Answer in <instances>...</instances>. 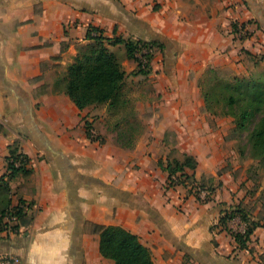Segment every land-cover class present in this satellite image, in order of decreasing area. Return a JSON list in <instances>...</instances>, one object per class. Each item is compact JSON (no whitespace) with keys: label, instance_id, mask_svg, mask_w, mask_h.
Instances as JSON below:
<instances>
[{"label":"crops","instance_id":"crops-1","mask_svg":"<svg viewBox=\"0 0 264 264\" xmlns=\"http://www.w3.org/2000/svg\"><path fill=\"white\" fill-rule=\"evenodd\" d=\"M249 15L264 31V0H0V211L20 199L30 205L20 231L0 238V257L115 264L101 254L94 225H116L140 238L154 264H264L262 218L247 213L259 224L249 250L212 229L248 199L235 120L208 110L201 89L211 70L231 79L251 73L258 44L233 28ZM91 28L100 30L92 36L159 46L147 74L154 92L137 107L144 131L134 148L117 142L107 105L80 110L55 88L78 47L93 42ZM10 146L29 158L27 174L9 176ZM185 156L197 161L187 172L208 200L165 194L168 173L159 163ZM180 196L184 211L175 205Z\"/></svg>","mask_w":264,"mask_h":264},{"label":"trees","instance_id":"trees-1","mask_svg":"<svg viewBox=\"0 0 264 264\" xmlns=\"http://www.w3.org/2000/svg\"><path fill=\"white\" fill-rule=\"evenodd\" d=\"M94 31L100 30L95 28L89 30L87 37L93 41L92 44H89L85 50L78 52L74 61L68 66L66 75L56 79L55 88L59 92L65 93L80 110L93 105H107L113 119L112 130L116 132L117 142L122 147L131 149L134 148L137 139L143 133L144 127L136 118V110L134 108L129 110L130 102L124 94L126 72L117 56L109 50L106 44L111 46L124 44L127 55L138 62L139 71L148 72L149 70L144 71L140 68L141 64L135 56L139 45L142 44H140L141 41L134 43L120 36L113 38H105L102 34L92 36L91 33ZM151 44L155 46L154 42ZM209 74L211 75L210 78H205L201 82V89L206 107L213 114L232 116L237 129L240 130L246 126V122L255 111H264V87L257 81L247 78H234L233 82L224 83L227 93L212 96L205 89V86L209 79L210 81L216 80L214 78L216 72L211 70ZM213 101L224 103L228 108L227 111L221 113L214 111ZM234 106H237V109ZM122 124L126 125V128H120ZM91 130H94L92 125L87 124L88 136L96 140L91 135ZM250 142L253 157L264 161V116L252 131ZM28 163L29 158L19 152L16 146L9 147L7 169L11 178L19 173L27 174L29 172ZM159 165L168 173V179L176 175L181 184L188 181L193 187L197 184L194 174L187 172V170L195 171L197 167V161L193 156H185L183 161L174 159L165 165L160 162ZM0 182H2L1 178ZM197 199L200 198L197 197ZM23 202L25 201L19 200V203ZM12 208L16 209L11 204L0 211L1 227L7 215H17L20 225L24 224L26 212L24 210L12 212ZM236 218L245 223L243 232L230 228V223ZM258 226L259 224L250 220L240 206H234L222 212L218 223L212 229L228 232L235 239L240 249H247L250 237ZM94 231L100 237L101 254L105 258L113 260L115 264H154L151 250L131 231L116 225H94Z\"/></svg>","mask_w":264,"mask_h":264},{"label":"rangeland","instance_id":"rangeland-1","mask_svg":"<svg viewBox=\"0 0 264 264\" xmlns=\"http://www.w3.org/2000/svg\"><path fill=\"white\" fill-rule=\"evenodd\" d=\"M233 28L235 34L237 35V38H239L240 40L255 39V42L258 44V51H256L257 53L252 58L251 67L249 69V71L251 70V73H249V75L236 78L252 79L254 81H257L258 84H261L264 87V31L259 27L257 19L255 17H252V15H249V17H242L241 19L234 21ZM140 44H143V42H141ZM154 44L156 48L159 47L156 42H154ZM88 45L89 44L80 45L78 47V51L85 50ZM113 47L116 49L117 55L122 57L121 59L123 62L121 65L123 70L126 73H129L128 75H126L124 86V94L130 102L129 110L134 108L137 113V107L139 106L140 98L148 96V94L154 92L153 81L149 77H147L148 72L139 71L138 62L134 58H131L127 55L124 44L115 45ZM131 63H134L136 67L133 68ZM210 76V74H206L205 78L208 79L210 78ZM214 78H216V80L210 81L209 79V82H207L205 86V89L208 90L212 96H215L216 94L227 93L224 88V83L233 82L234 80V78L231 79L227 77H221L217 74V72L216 75H214ZM247 100L248 98L246 99V101ZM212 106L214 108V111L218 113L227 111L228 109L224 103H218L215 101L212 102ZM234 108L237 109V106H234ZM263 116L264 111H255L246 122V126L235 133V136L238 140V150L241 154V160H243L241 163L243 165L242 170L238 174L242 175L243 181L241 187L245 192V198L248 199V207H245L246 209H242L248 214H255L257 218H262V220H264V161H261L259 158L253 157L250 136L254 128L258 126L260 119ZM136 118L143 124V120L138 118L137 115ZM112 120L113 119L109 115L108 123H110V125H112ZM121 127L126 128V125L122 124L120 128ZM111 132L114 133L113 130H111ZM166 182L168 183V178L163 185V190L166 195L168 194V192H176L177 190L186 192L183 193V196L185 198H187L189 195H193L194 197L196 196L199 198L203 196L202 198H205L204 195H207V193H204L207 189L205 190L198 184L193 187L189 181L185 184L180 183L173 189H169ZM183 196L179 197L182 202H177V204H175L180 211H184L183 208L185 200H182L184 199ZM239 222V219L234 220L230 223V228L232 230H239Z\"/></svg>","mask_w":264,"mask_h":264},{"label":"built area","instance_id":"built-area-1","mask_svg":"<svg viewBox=\"0 0 264 264\" xmlns=\"http://www.w3.org/2000/svg\"><path fill=\"white\" fill-rule=\"evenodd\" d=\"M156 52H157V48L154 45H152L151 43L145 42L144 44L139 45V48H138L135 56L138 59V61L140 62V64H141L140 68L142 70L148 71L150 69L152 57L154 56V54ZM91 135L96 140L98 139V136L94 130H91ZM16 166H18V163H16ZM178 184H180L179 180H178L177 176L174 175L170 179H168L167 187L169 189H173V188L177 187ZM13 206L16 207V209L14 210L12 208L11 209L12 212H16L18 210H24L25 212H27L28 209L30 208V205L28 203H26V202L19 203V201L17 203L13 204ZM237 219H239V218H236L234 220H237ZM239 223H240V227H241V223H242L241 220ZM17 226H19V227L17 228ZM244 227H245V225L242 228H240L239 231L243 232ZM20 229H21V225H20V221H19L17 215H12V216L7 215L4 218L3 226L2 227L0 226V238L3 236H11L13 234H16L17 232L20 231ZM235 231H238V230H235ZM248 246H249V243H248ZM247 250H249V248H247ZM19 262H20L19 258L14 257V256L6 255V256L0 257V264H19Z\"/></svg>","mask_w":264,"mask_h":264}]
</instances>
